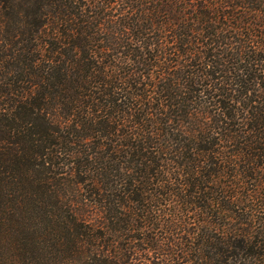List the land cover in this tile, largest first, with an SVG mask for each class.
<instances>
[{
	"label": "trees",
	"instance_id": "1",
	"mask_svg": "<svg viewBox=\"0 0 264 264\" xmlns=\"http://www.w3.org/2000/svg\"><path fill=\"white\" fill-rule=\"evenodd\" d=\"M0 264H264V0H0Z\"/></svg>",
	"mask_w": 264,
	"mask_h": 264
}]
</instances>
